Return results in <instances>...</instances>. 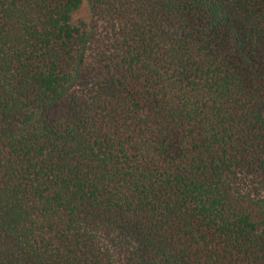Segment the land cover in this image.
<instances>
[{
	"label": "trees",
	"instance_id": "16d2710c",
	"mask_svg": "<svg viewBox=\"0 0 264 264\" xmlns=\"http://www.w3.org/2000/svg\"><path fill=\"white\" fill-rule=\"evenodd\" d=\"M0 264H264V0H0Z\"/></svg>",
	"mask_w": 264,
	"mask_h": 264
},
{
	"label": "rangeland",
	"instance_id": "374dc122",
	"mask_svg": "<svg viewBox=\"0 0 264 264\" xmlns=\"http://www.w3.org/2000/svg\"><path fill=\"white\" fill-rule=\"evenodd\" d=\"M82 10H80V12H78L75 17H82L84 14L81 12Z\"/></svg>",
	"mask_w": 264,
	"mask_h": 264
}]
</instances>
